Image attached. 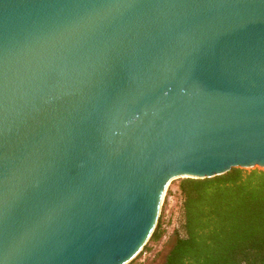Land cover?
Segmentation results:
<instances>
[{"label": "water", "instance_id": "95a60500", "mask_svg": "<svg viewBox=\"0 0 264 264\" xmlns=\"http://www.w3.org/2000/svg\"><path fill=\"white\" fill-rule=\"evenodd\" d=\"M257 167L264 0H0V264H130L167 184Z\"/></svg>", "mask_w": 264, "mask_h": 264}, {"label": "trees", "instance_id": "16d2710c", "mask_svg": "<svg viewBox=\"0 0 264 264\" xmlns=\"http://www.w3.org/2000/svg\"><path fill=\"white\" fill-rule=\"evenodd\" d=\"M183 234L162 264H264V169L233 168L206 179H180ZM162 216L130 264L165 238ZM159 255H155L153 261Z\"/></svg>", "mask_w": 264, "mask_h": 264}, {"label": "rangeland", "instance_id": "374dc122", "mask_svg": "<svg viewBox=\"0 0 264 264\" xmlns=\"http://www.w3.org/2000/svg\"><path fill=\"white\" fill-rule=\"evenodd\" d=\"M259 169H263L257 167ZM256 169V168H254ZM250 170V169H248ZM162 221L164 223V229L166 230V235L160 244L153 247L152 252L144 253L138 262H143L146 264H162L167 253V246H171L175 242L176 234H183V198L179 191V181H173L169 189L167 190L164 203L161 209ZM159 255L153 261L154 256Z\"/></svg>", "mask_w": 264, "mask_h": 264}, {"label": "bare ground", "instance_id": "6f19581e", "mask_svg": "<svg viewBox=\"0 0 264 264\" xmlns=\"http://www.w3.org/2000/svg\"><path fill=\"white\" fill-rule=\"evenodd\" d=\"M169 186H170V184H167V185H166V188H165V191H164L165 193H167V190L169 189ZM165 196H166V195H165Z\"/></svg>", "mask_w": 264, "mask_h": 264}]
</instances>
